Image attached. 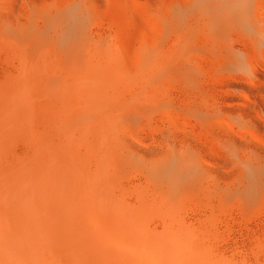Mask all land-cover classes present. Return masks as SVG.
Instances as JSON below:
<instances>
[{"label":"rangeland","instance_id":"rangeland-1","mask_svg":"<svg viewBox=\"0 0 264 264\" xmlns=\"http://www.w3.org/2000/svg\"><path fill=\"white\" fill-rule=\"evenodd\" d=\"M216 3L217 12L202 0H96L73 17L64 0H0V81L18 73V49L34 40L27 66L36 74L41 148L53 59L69 70L80 62L86 75L97 73L99 58L104 74L152 76L118 83L110 98L130 110L116 121L114 150L129 145L104 164L106 211L140 231L178 223L211 249V264H264V0ZM79 81L69 101L89 97L88 81ZM7 148L27 151L23 142Z\"/></svg>","mask_w":264,"mask_h":264},{"label":"bare ground","instance_id":"bare-ground-1","mask_svg":"<svg viewBox=\"0 0 264 264\" xmlns=\"http://www.w3.org/2000/svg\"><path fill=\"white\" fill-rule=\"evenodd\" d=\"M64 1L73 17L96 2ZM216 2L202 0L214 12ZM131 42L135 43L133 37ZM35 45L29 40L18 49V73L0 81V264H211V249L178 223L161 232L140 231L132 221L106 211L104 164L122 157L120 151L129 145L117 142L114 150L116 121L130 110L110 98L118 94V83L129 86L145 81V75L129 76V69L126 74L119 68L104 74L105 67H100L104 61L98 58L100 66L90 61L97 73H88V79V67L80 62L69 70L60 59H53L59 68L57 76L46 80L48 101L45 98L39 114L43 133L41 148H36V74L27 66L36 60ZM125 45L119 43L120 49ZM82 77L91 87L89 97L69 101L70 87ZM132 91L130 96L140 93ZM16 142L25 143L27 151L15 154L7 148ZM91 151L94 162L88 159ZM128 155L125 151V159Z\"/></svg>","mask_w":264,"mask_h":264}]
</instances>
